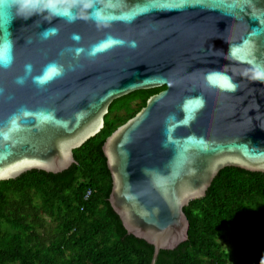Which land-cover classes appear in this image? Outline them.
Listing matches in <instances>:
<instances>
[{
    "label": "water",
    "instance_id": "water-1",
    "mask_svg": "<svg viewBox=\"0 0 264 264\" xmlns=\"http://www.w3.org/2000/svg\"><path fill=\"white\" fill-rule=\"evenodd\" d=\"M162 87L103 146L154 262L221 170L264 173V0H0V182L68 170L115 100Z\"/></svg>",
    "mask_w": 264,
    "mask_h": 264
},
{
    "label": "trees",
    "instance_id": "trees-1",
    "mask_svg": "<svg viewBox=\"0 0 264 264\" xmlns=\"http://www.w3.org/2000/svg\"><path fill=\"white\" fill-rule=\"evenodd\" d=\"M165 88L115 100L105 128L74 151L68 170H33L0 182V264H227L219 240L228 227L244 236L240 263L264 264V173L221 170L206 196L184 208L189 240L155 262L154 246L129 235L114 212L103 146ZM46 221L53 224L48 240L39 235Z\"/></svg>",
    "mask_w": 264,
    "mask_h": 264
},
{
    "label": "rangeland",
    "instance_id": "rangeland-1",
    "mask_svg": "<svg viewBox=\"0 0 264 264\" xmlns=\"http://www.w3.org/2000/svg\"><path fill=\"white\" fill-rule=\"evenodd\" d=\"M53 226L52 223L46 221V229L41 230L39 235L44 240H48L50 235L48 234V230ZM244 238L242 233L232 227H228L219 242L222 249L228 253L229 258L227 260V264H241V256H240V242Z\"/></svg>",
    "mask_w": 264,
    "mask_h": 264
}]
</instances>
